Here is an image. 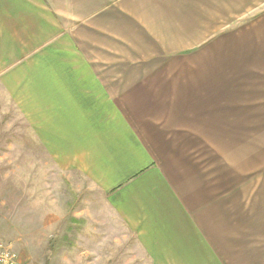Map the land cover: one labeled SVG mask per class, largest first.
<instances>
[{
    "label": "crops",
    "instance_id": "obj_1",
    "mask_svg": "<svg viewBox=\"0 0 264 264\" xmlns=\"http://www.w3.org/2000/svg\"><path fill=\"white\" fill-rule=\"evenodd\" d=\"M0 86L136 258L264 264V0H0Z\"/></svg>",
    "mask_w": 264,
    "mask_h": 264
},
{
    "label": "rangeland",
    "instance_id": "obj_2",
    "mask_svg": "<svg viewBox=\"0 0 264 264\" xmlns=\"http://www.w3.org/2000/svg\"><path fill=\"white\" fill-rule=\"evenodd\" d=\"M19 108L0 86V242L22 264H146L106 194L57 165Z\"/></svg>",
    "mask_w": 264,
    "mask_h": 264
},
{
    "label": "built area",
    "instance_id": "obj_3",
    "mask_svg": "<svg viewBox=\"0 0 264 264\" xmlns=\"http://www.w3.org/2000/svg\"><path fill=\"white\" fill-rule=\"evenodd\" d=\"M0 264H22L18 254L0 242Z\"/></svg>",
    "mask_w": 264,
    "mask_h": 264
}]
</instances>
